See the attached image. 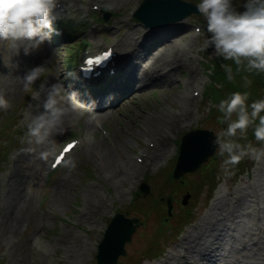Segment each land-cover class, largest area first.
<instances>
[{
    "label": "rangeland",
    "instance_id": "obj_1",
    "mask_svg": "<svg viewBox=\"0 0 264 264\" xmlns=\"http://www.w3.org/2000/svg\"><path fill=\"white\" fill-rule=\"evenodd\" d=\"M80 1L83 11L75 6ZM140 1H64L67 2L66 12L57 23L67 22L81 29L77 40L82 41L76 45L72 44L76 42L57 39L54 35L38 49H31L28 41L18 42V50L11 41H0V93L12 103L7 111L0 110V150L5 145L7 151L10 150L6 160L0 163V260L3 259L4 264H11L12 259H18L19 264H96L97 244L110 218L116 210L126 217L140 218L137 211H125V207L147 174L154 175L176 160L178 150L173 142L177 143L178 135L195 128L217 135L226 127L215 121L216 116L215 120L214 117L209 119L208 112L213 109L214 100H206V96L201 95L193 102L189 101L192 92L199 90L202 93L209 87V69H214V64L207 62L206 68L204 61L209 59L216 63L220 59L225 63L222 57L213 55L214 49L203 47L209 33L205 30L206 20L199 19L202 14H191L163 28L145 29L135 18L129 20L128 11ZM184 1L199 3V0ZM90 3L105 9L107 21L98 20L102 13H91L85 18ZM194 26L202 27V31L197 34ZM103 37H107L110 44L121 41L117 46L120 58L124 56L121 44L126 40L125 52L132 51L136 41L144 43V55L139 59L129 58L125 72L120 76L123 80L128 74L131 79V73L136 71L134 83L127 85L125 81L122 89L111 96V106L93 117L100 118L109 133L108 138H103L94 124L89 125L90 129L86 127L88 114L78 111L66 117L63 132L54 137L58 148L71 139V135L79 134L78 138L82 140L86 132L93 134L94 142L83 141L71 155L77 167L70 174L60 167L51 176H46V164L51 156L47 160L41 159L39 152L43 148L28 152L29 146L21 142L36 105L40 104V110H43L46 93L38 95L37 91L41 83L47 89L58 82L73 87L77 94L82 91L84 85L73 80V75L68 76L70 72L65 70L70 45L79 54ZM26 47L30 49L27 55ZM160 55L171 64L158 67L155 59ZM125 56L128 57V53ZM37 66H44L49 71L26 89L21 79ZM142 68L152 69L156 79H148L141 73ZM213 82V85H220L218 80ZM208 94L212 96L214 91L208 90ZM178 113H181L180 117ZM13 129H16L15 133H12ZM166 137L163 155L151 163L148 160L149 166L142 169L141 174L133 170L124 173L128 162L136 168L135 156L148 151L149 158L152 157L158 143H163ZM152 142L155 149L148 145ZM261 146L255 147L260 149ZM216 152L221 155L218 148ZM219 157L218 162L209 159L194 176H189L190 180L197 181L199 175L207 173L212 165L217 166L214 170L217 185L210 198L206 201L208 188L204 186L194 202L192 222L174 242L168 243L162 256L143 264H179L182 254L190 264L199 260L198 252L206 254L204 264H264V158L249 156L251 166L235 179L231 166L232 170L227 172L222 167L226 154ZM136 171L139 170L136 168ZM136 174L140 181L137 184L132 181ZM149 182L153 195L155 192L159 199L172 196L174 211L183 210L179 189L174 195L158 188L156 183L153 185V181ZM147 201H151V197L146 200V205ZM163 205L158 207L165 209V203ZM155 219L153 214L147 225L146 221L138 223L131 241L125 244L127 255L120 256L116 264L126 261L134 264L135 255L146 243L143 237L151 234L156 226ZM39 245L47 250L39 253ZM192 246L196 247L192 249Z\"/></svg>",
    "mask_w": 264,
    "mask_h": 264
},
{
    "label": "clouds",
    "instance_id": "obj_2",
    "mask_svg": "<svg viewBox=\"0 0 264 264\" xmlns=\"http://www.w3.org/2000/svg\"><path fill=\"white\" fill-rule=\"evenodd\" d=\"M57 4L58 0H0V41H11L17 50L18 42L28 41L31 49H38L54 33ZM197 9L206 20L205 30L209 33L203 42L205 49L212 48L213 55L232 61L236 66L235 74L241 71L264 73V0H246L243 11L234 6V0H199ZM196 31L199 33L200 28ZM29 51L28 47L24 49L26 55ZM221 68L229 81L235 79L231 64L222 63ZM48 71L44 66L32 68L21 79L24 87H32ZM250 84L245 76L244 86ZM41 93H46L43 110H40V104L36 105L21 142L29 146L26 149L28 152L43 148L39 156L47 160L56 155L58 145L54 137L63 132V124L70 113L85 109L90 118L99 114L93 111L94 103L85 106L78 100V94L69 92L62 82L47 89L41 83L37 94ZM249 98L250 94L246 91L233 92L218 104L222 115L217 119L226 127L211 143L221 155L227 156L222 165L225 172L229 166L238 165L246 157L264 158V98L251 103ZM11 107L10 100L0 93V110L7 111ZM250 127L253 128L255 141L262 145L260 149L250 141L244 144L238 142L237 137L245 139ZM94 139L90 132L82 137V141L88 143L94 142ZM62 167L70 174L77 164L68 156L62 160Z\"/></svg>",
    "mask_w": 264,
    "mask_h": 264
},
{
    "label": "water",
    "instance_id": "obj_3",
    "mask_svg": "<svg viewBox=\"0 0 264 264\" xmlns=\"http://www.w3.org/2000/svg\"><path fill=\"white\" fill-rule=\"evenodd\" d=\"M190 14H200L197 5L182 0H144L135 17L144 25L166 26L181 21ZM215 136L207 130H192L183 135L179 156L173 177L178 179L185 173L193 172L212 156L216 147L211 143ZM141 190L146 194L148 188L142 184ZM188 195L183 197V203ZM168 211L171 210V200L167 199ZM137 219H128L122 214H116L104 233L98 245L96 264H115L120 255L125 254L124 244L131 239Z\"/></svg>",
    "mask_w": 264,
    "mask_h": 264
},
{
    "label": "trees",
    "instance_id": "obj_4",
    "mask_svg": "<svg viewBox=\"0 0 264 264\" xmlns=\"http://www.w3.org/2000/svg\"><path fill=\"white\" fill-rule=\"evenodd\" d=\"M245 2H246V0H234V6L237 7V9L239 11H243L244 10L243 4ZM63 31L64 30H62V33H63ZM67 32L68 33L65 37L66 39L75 40L77 38V32L76 31H70V29H68ZM227 64L232 65L233 71L235 74V67L236 66L234 65V63L232 61H227ZM214 66H215L214 69H212V73H213L212 78H215L216 80H218L219 83H221L220 81H221V78H223V77H222V75H219L220 72L218 70V66H216V64H214ZM245 76H247V78L251 81V84L248 87L244 86V77ZM235 79H236V82L237 83L239 82L240 84L233 86V85H229L228 82H226V84L221 83L220 89L215 90L218 97L221 100L226 98L228 95H230L233 92H245V91L250 94L249 103H251L253 101L251 98V95L255 97L254 100L264 98V73L257 74L255 72H253V73L249 74L247 72L241 71L239 74H235ZM7 121H8V118H7ZM9 125H12V124H9ZM15 132H16V129H13L12 133H15ZM249 141L252 142L254 146L255 145H258V146L261 145L260 143L255 141V137L253 135V128L252 127H250L248 129L247 136L245 139H240V138L238 139V142H240L242 144L247 143ZM7 150H8L7 145H5V147L0 150V158H2V156L5 154V152ZM250 166H251V164L248 161V157H246L238 165L231 166L233 170L229 166V171H231V170L233 171L234 178L236 179L239 176V174L243 173L247 169V167H250ZM216 167L217 166L211 168L209 171H207V173H205L203 175L202 180L200 182V185L198 186L197 191H196L197 194L206 185L208 187L209 193L212 192V189L216 185L215 176H214L215 175L214 170ZM154 181L156 184H158L159 183V176L156 177ZM208 198H209V194H208ZM146 199H148V198H145L143 195L140 194L137 197L135 203L131 206V209H133L135 211H139L140 213L145 214L147 216V213L150 211L151 208L145 204ZM138 202H140V203H138ZM148 203H150V202L147 201V204ZM189 221H190V219L188 217H185L184 215L178 216V218L176 220L172 219V223H171L172 231H174V233L175 232L179 233L183 229L184 225L187 224ZM168 229H170V228H168ZM165 232L167 233V228H166ZM165 232H164V234H165ZM171 235L167 238V240H170ZM161 250H162L161 249V243H159V241H158L157 243H154L153 247L147 248V255L149 257L156 256L157 255L156 253L161 252ZM143 253L146 254L145 252H143ZM136 264H139V261H137Z\"/></svg>",
    "mask_w": 264,
    "mask_h": 264
},
{
    "label": "bare ground",
    "instance_id": "obj_5",
    "mask_svg": "<svg viewBox=\"0 0 264 264\" xmlns=\"http://www.w3.org/2000/svg\"><path fill=\"white\" fill-rule=\"evenodd\" d=\"M127 43H128V41L126 40L125 42H123L122 44H121V50L124 52V54L125 53H128V57H127V59H126V63H123L124 64V67H123V70H125V64H127L128 62H129V58H131V57H134V58H136V59H139L140 57H142L143 55H144V51L142 50V49H144V47H145V45H144V43L143 42H141V43H139V42H135V45L133 46L134 48H133V50L132 51H130V52H125V46L127 45ZM133 60V59H132ZM155 62L156 63H158V67L160 66L161 67V65H170L171 63L169 62V60L165 57V56H162V55H160L159 57H157L156 59H155ZM130 63H131V61H130ZM130 65V64H129ZM137 66V65H136ZM117 68V67H116ZM132 70H135V67H133V69ZM125 72V71H124ZM160 72V71H159ZM141 73H143V74H145L147 77H148V79H150V80H155L156 79V76L154 75V71H152V69L150 70V71H148L147 70V68H142L141 69ZM131 79H129L128 78V74H125L124 75V79L122 80V79H120L119 81H117V82H115L113 85H112V89H111V93H114V91H119V90H121L122 89V87H123V84H124V82L126 81L127 82V85L128 84H131V82H133L132 81V79H134V77H136V71H133L132 73H131ZM159 77V75L157 76V78ZM134 83V82H133ZM72 89H73V87H72ZM185 102H188V101H185ZM100 105H102V103H99V105L98 106H100ZM70 114H73V112L72 113H70ZM69 114V115H70ZM68 115V116H69ZM70 117V116H69ZM90 120V119H89ZM87 124H85L86 125V127H88L89 129H90V127H89V125H93V121H90V122H86ZM65 125L63 124V130H64V127ZM66 130V129H65ZM164 143V142H163ZM163 143H161V142H159L158 143V148L155 150V152L153 153V156L152 157H150L148 160H150V161H154L159 155H163V152H164V149H165V143L163 144ZM131 170H133V172H137L136 171V168L133 166V165H131L129 162L127 163V168H126V171L124 172V173H128V171H131ZM125 174H123L122 176H124ZM120 179H122L123 180V178H120ZM126 184V181L125 182H123L122 181V184ZM153 215V214H152ZM152 215L150 216V220H151V218H152ZM187 246V245H186ZM194 247H196V246H194ZM193 246H192V249L194 248ZM179 248L180 249H183L182 248V246L180 247L179 246ZM187 249H189L188 247H187ZM47 249H43V247H42V245H39V253H43V252H45ZM47 253V252H46ZM45 253V254H46ZM44 254V255H45ZM198 254H199V260H196V261H193V262H191L190 264H204V262H205V260H206V254L205 253H199L198 252ZM43 255V256H44ZM208 256V255H207ZM180 259H182V261H180L179 262V264H189L188 262V260H187V258H184V256H183V254L182 255H180V257H179V260ZM177 262H178V260H176ZM208 261V260H207ZM19 264V262H18V259L17 260H15V259H12V261H11V264ZM164 264H169L168 262H165Z\"/></svg>",
    "mask_w": 264,
    "mask_h": 264
},
{
    "label": "snow or ice",
    "instance_id": "obj_6",
    "mask_svg": "<svg viewBox=\"0 0 264 264\" xmlns=\"http://www.w3.org/2000/svg\"><path fill=\"white\" fill-rule=\"evenodd\" d=\"M105 59H107V57H105ZM71 146H69V148H70ZM68 149H66V151H67ZM59 161V160H58Z\"/></svg>",
    "mask_w": 264,
    "mask_h": 264
}]
</instances>
